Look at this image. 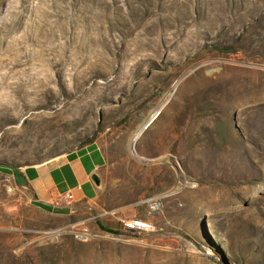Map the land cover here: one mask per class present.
Masks as SVG:
<instances>
[{
    "label": "rangeland",
    "instance_id": "obj_1",
    "mask_svg": "<svg viewBox=\"0 0 264 264\" xmlns=\"http://www.w3.org/2000/svg\"><path fill=\"white\" fill-rule=\"evenodd\" d=\"M90 143L106 213L36 205ZM0 264H264V0H0Z\"/></svg>",
    "mask_w": 264,
    "mask_h": 264
},
{
    "label": "crops",
    "instance_id": "obj_2",
    "mask_svg": "<svg viewBox=\"0 0 264 264\" xmlns=\"http://www.w3.org/2000/svg\"><path fill=\"white\" fill-rule=\"evenodd\" d=\"M107 164L105 151L90 143L57 157L20 169L31 199L43 210L63 217L106 213L99 204L102 195V169ZM97 180L99 182H97ZM103 225V221L99 222Z\"/></svg>",
    "mask_w": 264,
    "mask_h": 264
},
{
    "label": "built area",
    "instance_id": "obj_3",
    "mask_svg": "<svg viewBox=\"0 0 264 264\" xmlns=\"http://www.w3.org/2000/svg\"><path fill=\"white\" fill-rule=\"evenodd\" d=\"M125 230L149 232L154 230V223L143 218H121Z\"/></svg>",
    "mask_w": 264,
    "mask_h": 264
},
{
    "label": "trees",
    "instance_id": "obj_4",
    "mask_svg": "<svg viewBox=\"0 0 264 264\" xmlns=\"http://www.w3.org/2000/svg\"><path fill=\"white\" fill-rule=\"evenodd\" d=\"M100 227L103 229V230H106V231H109V232H113V233H119L118 230H115V229H112V228H109L107 227L106 225H103L101 223H99Z\"/></svg>",
    "mask_w": 264,
    "mask_h": 264
},
{
    "label": "water",
    "instance_id": "obj_5",
    "mask_svg": "<svg viewBox=\"0 0 264 264\" xmlns=\"http://www.w3.org/2000/svg\"><path fill=\"white\" fill-rule=\"evenodd\" d=\"M97 182H99V181L97 180Z\"/></svg>",
    "mask_w": 264,
    "mask_h": 264
}]
</instances>
